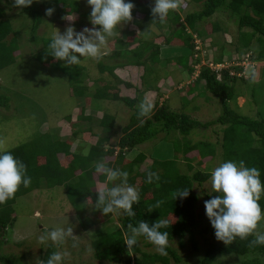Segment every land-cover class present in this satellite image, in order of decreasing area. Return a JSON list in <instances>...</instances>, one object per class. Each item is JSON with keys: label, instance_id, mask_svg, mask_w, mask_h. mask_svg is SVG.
<instances>
[{"label": "trees", "instance_id": "1", "mask_svg": "<svg viewBox=\"0 0 264 264\" xmlns=\"http://www.w3.org/2000/svg\"><path fill=\"white\" fill-rule=\"evenodd\" d=\"M51 1L63 17H66V14L76 15V24L72 25L74 28L81 31L86 28L78 22L81 18L88 17V14L79 11L76 0ZM7 2L11 8L30 19V40L36 43L38 40L36 33L46 14L44 15L35 8L34 3L26 8H18L14 0H7ZM132 2L135 5L132 10V19L123 24L126 25L130 22L140 24L143 22L146 25L153 24L157 29L161 28V24H170L172 32L165 39V42L179 43L190 50V56L180 58L179 61L183 72L188 75L193 74L196 66L201 63V60L197 58L201 52V47L197 46L196 40L202 38V32L197 29V26H201L216 14L224 15L227 21L234 23L238 30H250L248 35L242 33V31L239 32L246 38V42L244 43L241 38L243 44L239 42L236 44L242 50H247L252 38H254L260 43L259 59L264 56V0H188L196 7L194 11L186 13L181 20L179 13H185L183 11L186 9L182 6L178 9V12L171 11L163 21H158V18L152 15V6L142 4L140 0H132ZM186 3L184 4L186 5ZM4 15V10L0 8V71L15 63L17 57L15 54L19 50L17 37L11 24L4 20ZM216 21L210 26L211 33L214 35L223 33L221 35L223 38L229 35L222 26L223 22ZM87 28L91 27L87 26ZM188 30L192 34L188 33ZM230 39L232 40L231 35ZM41 40L44 47L42 52L37 54L35 58L43 64L50 63L59 66L60 61L51 56L48 48L51 39ZM115 41L122 43L118 39ZM215 50L216 48H209L206 49V52L210 53ZM158 56L159 45H155L153 40L150 39L142 45L141 49L126 50L125 48V50H118L112 58L120 57L125 61L116 64L117 66L127 65L145 69L157 62ZM220 56L218 55L213 62L217 65L227 64V61H223ZM116 65L100 66V74L107 73L110 77H113L115 80L114 85L101 78L97 81V87L93 92L88 91L89 88L84 84L82 77L77 78L80 72L78 70L82 72L81 67L75 66L69 70L70 72L68 71L73 84H76L71 94L81 100L82 108L78 109V117L72 122V132L66 141L53 140L48 133H39L38 138L33 139L31 143L9 150L26 165L27 175L31 177V184L28 187L21 185L13 198L0 204V232L7 229L13 215V206L20 197L43 188L63 187L68 205L72 209L78 225L81 228L92 230L95 234L90 246L95 259L98 261L112 264H169L170 261H173L174 264H180L182 259L169 244L167 255L145 253L139 242L133 249L128 250L124 244L125 234L128 231L127 226L129 224L136 225L139 221H145L151 225L158 219H163L167 221L169 227L161 229V231H168L169 242H172L175 238L182 239L188 234L193 248L196 249L194 228L197 225L198 197L193 192L194 184L201 185L211 179L208 163L203 161L209 158L211 162L217 154L215 151L216 145L221 144L222 162L243 160L246 166L257 167L261 173L260 178L264 181V120L244 115L237 111L239 109L237 107L236 110L229 107V102L238 98V96H235L236 84H246L247 81L233 73V70L236 69L235 66L229 65L216 71L210 68L209 60H206L205 66L200 69L196 78L183 88L181 94L186 99H191L192 102L201 97L208 99L209 96L219 99L222 105V112L219 116L209 121H198L183 112L170 111L166 104H162L160 106L155 105L148 117H138L139 97L138 95L129 97L121 93V86L131 89L133 85L124 83L115 76ZM236 70L241 73L244 72L242 67ZM93 98L99 101L122 103L131 112L128 123L121 128V135L116 139V143H113L112 138L116 136L115 122L117 118L116 116L104 114L101 119H98L97 126L102 133L96 135L97 142L89 146L86 152L85 149H81L80 152H72L70 146L74 140L78 139L84 146L86 140L92 136L91 126H88L87 129L81 126L86 123L90 125L91 117L86 116L84 113L89 106L90 99ZM8 104L9 99L0 94V108H7ZM193 109L198 111V105H195ZM70 121L71 116L67 119V122ZM213 126L218 127L222 135V140L220 143L217 142L216 145L202 139L193 140L192 142L185 139L193 131L204 132ZM171 131L178 132L184 141L183 145L181 144L179 147H177L178 140L173 143L174 154L171 160H150L145 154H139L122 169L129 173L128 183L135 186L140 194L139 202L133 204V211L136 215L130 217L123 210H119L117 226L105 230L96 228L99 226L96 217L103 215L100 210L95 208L96 192L100 191L98 188L100 185L102 188L104 186V177L94 170L96 161L111 159L114 156L115 148L118 149L116 158L123 160L124 152L132 151L145 142L155 140L160 133L169 135ZM192 153H196V156L191 157ZM66 158H70V162L66 167H63L62 161ZM39 160H42V162L40 163ZM193 163L200 170L193 172ZM183 165H186L187 170L193 172L192 176L182 172L181 166ZM107 166L115 168L110 163H107ZM142 167L143 170H141ZM150 171L157 173L159 176V180L152 184L146 182L147 173ZM178 189H188V197L175 198ZM214 195H216L215 192L209 195L207 199H211ZM89 196L92 197V201L88 200ZM87 202L94 205L91 212L86 209ZM259 203L261 208L264 209V196L261 197ZM260 229L261 222H259L256 231L259 232ZM254 239L255 234L249 235L245 239L237 237L235 241L228 245H208L199 264H214L219 257L224 256H252L251 260L242 264H264V245L250 243ZM139 240L148 241L143 236ZM148 242L153 245L150 241ZM55 251L54 246H49L41 261H46L51 253ZM261 258H263V261H261ZM0 263L14 264L7 256L2 254H0Z\"/></svg>", "mask_w": 264, "mask_h": 264}, {"label": "rangeland", "instance_id": "2", "mask_svg": "<svg viewBox=\"0 0 264 264\" xmlns=\"http://www.w3.org/2000/svg\"><path fill=\"white\" fill-rule=\"evenodd\" d=\"M76 1L79 11H82L81 13L86 15L88 14V17L81 18L78 24L83 25V27H94L91 23V8L87 0ZM140 2L150 7L154 6L152 0H140ZM33 3L35 8L40 10L44 15L48 8L55 9L52 16L45 15V18H43L41 26L36 33V37L38 38L36 43L30 40V19L19 11L11 8L7 0H0V8L5 12L4 20L11 24L19 45V50L15 54V56H17L15 63L0 71V94L9 99L7 108H0V142H2L0 143V148L4 150H11L31 143L33 139L38 138L39 133H48L53 140L59 139L60 141H66L72 132V122H67V119L71 116V119L73 118L72 120H76L78 117L76 116L78 114L77 110L82 108L81 100H78L71 94L76 84H73V81L70 79L68 75L70 72L69 70L73 69L75 66L81 67L82 72L78 70L80 72L77 78L82 77L84 84L89 88L88 91L93 92L97 87V81L101 78L114 85L115 80L113 77H110L107 73L100 74V66H112L117 64L118 60L119 63H121V58H112L113 52H107V45L102 48L99 58H81L82 62L79 65L66 66L64 61H60L59 66L39 62L35 56L43 50L44 44L41 39H51L55 29L63 33L67 27L76 24L77 17L74 14H66V17H63L51 0H33ZM184 3H186V5ZM180 5V7H186L183 11L185 13L181 14L182 17L180 16L181 20L185 17L186 13L196 9L188 0H180ZM216 20H220L221 23L223 22L222 26L229 35L223 38L221 36L223 33L215 35L211 33L210 26L217 22ZM66 22L67 26L65 25ZM145 25L146 24L143 22L140 24H134L132 22L126 25L121 24L117 29L119 34L109 38L107 44L121 37L123 41L129 39L123 36L127 32L131 33V36L134 34L136 35L129 40V44L132 47L134 45L133 43L137 45L142 42L144 38L149 39V41L151 39L152 41L153 37L150 36L156 35L154 30L156 27L152 24L148 31V25ZM170 29L171 28L166 24L164 29L165 35L170 32ZM197 29L202 32V38L196 40L197 46L201 47V52L197 57L201 60V63L194 69L191 79L188 80L189 76L187 73H184L183 77H178V74H175L176 68L173 67L174 64L169 62L166 63V68L165 65H162V67H153L152 65L145 68V74L141 79V88L139 90L136 88L133 90V88H131L133 91L130 93L132 95L136 93V96L138 95L139 97L138 101L141 102L146 101L144 99V93L147 90H151L154 93V98L152 102L149 103L153 105V108L159 102L158 97L161 96V98L165 97V99L162 100L165 101L170 111L183 112L198 121L212 120L222 112V105L219 99L209 96L208 99L206 97L205 99L201 97L197 99V101L192 102L191 99H186L182 96L179 92L180 88L177 89L176 86L177 82L182 80V78L185 83H191L190 80L193 81L196 78L200 69L205 66L206 60H209L212 69H220L221 67L217 68V64L213 61H215L218 55H221V59L227 61V64L222 67L226 68L229 65L235 66L236 69L242 67L244 72L241 73L239 70L234 69L235 71L233 70V73H236L237 76L243 77V79L247 81L246 84H236L235 96H238V98L230 101L228 104L229 107L233 110H236L237 107L239 108L237 111L244 115L254 117L258 120H264V56L259 59L260 43L252 38L249 48L247 50H242L236 43H245L246 38L242 33H247L248 35L250 30H238L234 23L228 22L226 17L220 14L214 15L201 26H197ZM75 30L81 31L78 28H75ZM241 31L242 33L239 34ZM230 35L232 40L230 39ZM8 39H10V37H8ZM113 44L114 43H111L110 45L113 46ZM114 46L116 47V45ZM209 48H216V50L210 53L208 51L206 52V49ZM250 68L254 69L256 72L257 77L254 81L250 80L248 76V70ZM158 82L164 83V90H161V86H157ZM187 84H183V88L186 87ZM132 85L135 86L134 84ZM125 89L126 87L124 86L120 88L121 93L124 95H126L124 92ZM83 102L85 101L83 100ZM90 103L91 106L90 108L88 107V109H90L88 111L92 113L93 117H95L98 112V117L102 115V113L113 117L116 116V136L112 138V142L116 143V139L121 135V128L128 123V118L131 113L130 110L120 102L90 99ZM159 103L162 104L163 102ZM195 105H198V111L193 109ZM98 117H95V121L99 119ZM92 122L94 123L93 120ZM93 123L90 125L92 136L89 137L87 145H94L97 142L96 135L102 133L97 124ZM87 128L88 125L84 124V129ZM221 137L222 135L219 128L213 126L204 132L193 131L185 139L191 142L193 140L202 139L216 145L217 142L220 143L222 140ZM176 140L180 143L177 142V147L181 144L183 145L184 141L182 137L179 136L178 132L171 131L169 135L160 133L155 140L145 142L132 151L124 152L123 160H118L116 158L118 149L115 148L114 156L111 159L99 161H103L106 165L110 163V165L115 168L123 169L139 154H145L150 160H171L174 154L173 143L176 142ZM87 145L84 148L82 143L76 139L72 142L70 150L73 152H80L82 151L81 149L88 150L89 147ZM215 149L217 152L216 157L212 159L211 162L209 158L203 161L208 163L211 174L214 168L222 163L221 144L216 145ZM190 156L194 157L196 153H192ZM39 161L40 163L42 162V160ZM69 162L70 158H66L62 161V166L66 167ZM192 167L193 172L200 170L195 163L192 164ZM143 169L142 167L141 170ZM181 169L183 173L192 176L193 172L187 170L186 165L181 166ZM98 188L101 190V185ZM193 192L198 197L197 225L194 228V242L197 248H193L192 241L188 234L182 239L175 238L172 242H169L170 247L175 250L182 259L180 264H199L208 245H225L222 241L216 239L214 229L211 227L210 221L205 214L204 203L208 200V196L214 193L211 179L201 185L195 183ZM92 207H94V205L87 202L86 209L89 212H91ZM117 216L118 212L97 216L96 221L99 226L96 228L105 230L115 225L117 226ZM67 221L74 227L73 234L77 236L76 247H73V241L71 239L66 241L63 245H56L52 242L42 245L39 242V236L43 232L58 224H65ZM259 232L264 233V220L261 221V229ZM94 236L95 234L92 230L81 228L78 225L74 213L68 205L63 187H55L52 189L43 188L24 197H20L14 204L11 222L5 231L0 232V254L7 256L14 264H38V261L42 260L41 258L48 247L54 246L56 251L67 250L70 252V255L65 257L64 264H112L95 259L94 252L90 246ZM138 242L145 253L159 254L156 247L149 244L148 241L139 240ZM252 258V256H224L219 257L214 264H242ZM261 261H263V258H261ZM169 264H174V262L170 261Z\"/></svg>", "mask_w": 264, "mask_h": 264}, {"label": "clouds", "instance_id": "3", "mask_svg": "<svg viewBox=\"0 0 264 264\" xmlns=\"http://www.w3.org/2000/svg\"><path fill=\"white\" fill-rule=\"evenodd\" d=\"M14 2L18 8H26L33 0ZM152 2L154 6L151 12L158 21H163L171 11L181 6L180 0ZM87 3L91 8L90 19L94 27L76 31L74 27L69 26L63 33L55 29L48 44L51 56L58 61H64L66 66L81 64V58H99L109 38L119 34L118 26L132 19V10L135 7L132 0H87ZM54 11V8H48L45 14L52 16ZM248 76L254 81L255 70L250 68ZM152 110L151 103L141 101L137 106L138 117H148ZM94 170L104 177V187L96 192L95 208L103 215L123 210L128 216L134 217L136 213L133 211V204L139 202L140 194L135 186L128 183L129 173L109 167L103 161H97ZM260 177V170L257 167L246 166L243 160H227L212 171L211 185L216 195L205 201V214L214 229L216 239L225 245L231 244L237 237L245 239L253 234L255 239L250 243L264 245V233L256 231L259 222L264 220V209L259 203L264 196V181ZM158 180L157 173L151 171L147 173V183L152 184ZM30 184L31 177L27 175L26 165L11 151L0 148V204L13 198L21 185L28 187ZM188 195V189H178L175 198L183 199ZM88 200L92 201V197L89 196ZM127 227L124 244L128 250L133 249L138 239L143 236L161 255H167L169 233L161 231L169 227L166 220L158 219L151 225L139 221L136 225L129 224ZM73 232L74 227L67 221L43 232L39 236V242L42 245L49 242L63 245L71 239L73 247H76L77 236ZM68 255L70 252L67 250L55 251L46 261H38V264H64Z\"/></svg>", "mask_w": 264, "mask_h": 264}, {"label": "crops", "instance_id": "4", "mask_svg": "<svg viewBox=\"0 0 264 264\" xmlns=\"http://www.w3.org/2000/svg\"><path fill=\"white\" fill-rule=\"evenodd\" d=\"M176 12H178V9L177 10H175ZM179 15L181 16V13H179ZM182 17V16H181ZM132 26H133V24H132ZM150 26H152L151 24H148V27H147V30L149 31V29H150ZM167 26H169L171 29H172V27H171V25L170 24H168L167 23ZM165 27H166V23L165 24H161V28L160 29H155L154 28V30H155V33H156V35H152V36H150V37H153V42H154V44L155 45H159V56H158V61L157 62H155L154 64H152L153 65V67L155 66V67H162V65H165V68L167 67L166 66V63H171V64H174V66L173 67H175L176 69V72H175V70H174V72H175V74L177 73L178 74V77H183V74L184 73H186V72H183V69H182V67H181V65L179 64L180 62V58H183V57H188V56H190V50L189 49H187L186 47H184V46H182L181 44H179V43H173V42H171V43H166L165 42V39L167 38V37H169V34L172 32V30L170 29V32H168V34L167 35H165L166 33H164V29H165ZM188 33H191L190 32V30H188L187 31ZM164 33V34H163ZM131 33H126L125 35H123V36H125V37H127V38H129V39H125V41H123L122 40V37L121 38H119L118 40H121L122 41V43H120V42H116V41H113V42H111V43H114L113 44V46H111L110 44L111 43H109V44H107V47H106V49H107V52L109 51V52H113V54H115L118 50L120 51V50H125V48H126V50H134L135 48L136 49H141L142 48V45L144 44V43H147V40H149V39H143V41L142 42H140L139 44H137V45H135V43H133L134 45H133V47L129 44V40H131L132 38H133V36H136L135 34L133 35V36H131L130 35ZM192 34V33H191ZM161 42V43H160ZM114 45H116V47L114 46ZM118 45H120V46H118ZM131 47V48H130ZM149 53V52H148ZM148 55V54H147ZM111 57H113V55L111 56ZM117 58H119L120 59V57H117ZM117 62V61H116ZM121 63H123V62H125L124 60H122L121 59V61H120ZM117 64H119V60H118V63ZM116 65V64H115ZM151 65V66H152ZM161 65V66H160ZM112 66H114V65H112ZM170 67H172V66H170ZM151 69V68H150ZM194 73V72H193ZM114 74H115V76L120 80V81H122V82H124V83H132V84H134L135 86H133V90H134V88H136V89H140L141 88V79L143 78V76H144V74H145V69L143 68V67H135V66H127V65H125V66H117L116 65V67H115V70H114ZM189 76V78H188V80L189 79H191V77H192V74L191 75H188ZM181 79V78H180ZM187 80V81H188ZM159 81V80H158ZM184 81H183V78H182V80H180V81H178L177 82V89L178 88H180L179 89V92H180V94L182 93V91H183V84H187V83H183ZM190 82H192L191 80H190ZM158 85L157 86H161V90H164L165 89V85H164V83H162V82H158L157 83ZM159 88V87H158ZM132 89H125V94H126V96H129V97H134V96H136V93H134L133 95L130 93L131 91H133ZM182 95V94H181ZM153 98H154V93L151 91V90H147L145 93H144V99L147 101V102H152V100H153ZM94 99V98H93ZM162 99H165V97H163V98H161V96H159L158 97V101L159 102H163L162 104H165V101H163ZM157 103V106H160V105H162V104H160V103ZM90 106H91V103H89V108H90ZM88 107H87V109L85 110V115L86 116H91V121H90V125L93 123L92 122V120L94 121V123H98V119H97V121H95V117H98V114H99V112L97 113V115H95V117H93V115H92V113H90L88 110H90V109H88ZM78 111V110H77ZM76 111V112H77ZM104 114L102 113V115H100L98 118L99 119H101L102 118V116H103ZM77 116V115H76ZM73 119V118H72ZM71 119V122H74L75 120H72ZM93 123V124H94ZM87 124V123H86ZM88 126H90L89 124H87ZM82 128H84V125H82L81 126ZM95 137V136H94ZM96 138V137H95ZM89 139V138H88ZM88 139L86 140V143H85V145L83 146L84 148L86 147V145L88 144ZM88 147L89 146H91V145H87ZM85 151H87V150H85ZM73 152V151H72Z\"/></svg>", "mask_w": 264, "mask_h": 264}, {"label": "built area", "instance_id": "5", "mask_svg": "<svg viewBox=\"0 0 264 264\" xmlns=\"http://www.w3.org/2000/svg\"><path fill=\"white\" fill-rule=\"evenodd\" d=\"M217 66H218V67H217ZM217 66H216L217 68H220V67H221V68H220V69H218V70H216V69H212V67H211V66H210V68H211L212 70H216V71H219V70L223 69V67H222L223 65H220V64H218ZM224 66H225V65H224Z\"/></svg>", "mask_w": 264, "mask_h": 264}]
</instances>
